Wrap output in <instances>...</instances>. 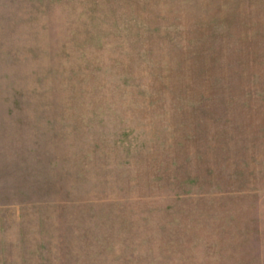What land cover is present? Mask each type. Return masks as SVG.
Returning a JSON list of instances; mask_svg holds the SVG:
<instances>
[{"label":"rangeland","instance_id":"374dc122","mask_svg":"<svg viewBox=\"0 0 264 264\" xmlns=\"http://www.w3.org/2000/svg\"><path fill=\"white\" fill-rule=\"evenodd\" d=\"M0 264H264V0H0Z\"/></svg>","mask_w":264,"mask_h":264}]
</instances>
